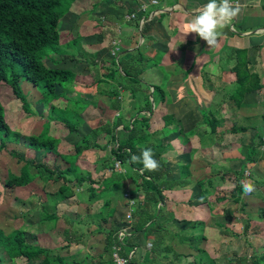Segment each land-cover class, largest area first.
<instances>
[{
	"label": "crops",
	"instance_id": "0c3cea01",
	"mask_svg": "<svg viewBox=\"0 0 264 264\" xmlns=\"http://www.w3.org/2000/svg\"><path fill=\"white\" fill-rule=\"evenodd\" d=\"M150 1L74 0L57 18V43L42 48V61L72 78L54 85L51 102L41 100L45 114L42 121L30 117L31 133L14 132L30 142L22 152L13 150L82 180L72 191L70 181L45 180L29 165L33 178L7 187L11 195L8 215H0L2 232L19 228L26 242L54 254L42 261L3 257L0 264H113L111 254L120 251L114 245L104 251L106 232L126 243L128 264H254L263 251L264 0H230L240 11L218 29L214 47L195 33L186 35L208 0ZM134 51L139 60L125 64L140 65L136 81L124 78L117 64L114 80H106L110 61L126 60ZM236 74L249 88L239 100L233 97ZM121 80L122 85L113 83ZM111 83L117 89L113 106L107 94ZM19 86L24 97L32 90L39 94L26 80ZM65 99L79 103L80 122L71 132L49 116V105L64 108ZM136 115L148 133H156L152 138L160 146L164 173L158 180L163 201L155 205L154 218L132 231L142 193L126 164L115 166L110 152L125 140ZM97 129L101 132L92 134ZM41 133L54 142L36 144L31 136ZM80 139L90 146L76 152ZM2 156L4 176L6 167L19 170L22 161L8 156L2 162ZM241 180L251 181L255 191L243 195ZM126 214L132 218L128 224ZM147 255L152 259L145 261Z\"/></svg>",
	"mask_w": 264,
	"mask_h": 264
},
{
	"label": "trees",
	"instance_id": "16d2710c",
	"mask_svg": "<svg viewBox=\"0 0 264 264\" xmlns=\"http://www.w3.org/2000/svg\"><path fill=\"white\" fill-rule=\"evenodd\" d=\"M74 0H0V82L7 85L10 94L20 102L21 109L30 114L25 97L20 89L19 82L26 80L35 86L41 95L42 101L51 102L56 94L54 93V85L69 84L72 75L63 69H54L44 66L42 61L41 50L44 47H51L57 43L56 37V20L61 17L70 7ZM139 60L138 52L134 51L125 60L114 62L111 60L113 69H110L105 75L106 80H114L116 72V64L119 66L123 77L135 82L137 75L141 71L140 65L136 67L127 66V61ZM238 79V90L234 94L235 99H240V94L248 90V87H243L244 81L236 74ZM115 85H122L121 81H114ZM109 86L107 94L111 96L115 103L116 86ZM67 105L64 108L56 109L52 103L49 105V116L53 120L59 121L69 131L75 130L80 122L79 112L77 106L79 103L75 100L65 99ZM147 103V102H146ZM148 105V103H147ZM0 104V151L5 150L11 157L22 161L18 173H8L2 184L6 187L23 186L27 184L33 175L28 172V166L32 165L36 171L42 174L45 180L56 181H70L75 185L81 182V178L66 177L67 170L61 171L47 168L42 163H33L30 159L24 158L20 153L13 149H7L5 142L9 128L5 123ZM55 113V115H53ZM119 123L118 118L112 121V128ZM147 123L143 121L138 115L132 120L128 129L127 136L124 141L118 143L115 148L111 149V157L113 161L125 163L130 170L128 175L132 182L136 183V187L141 191L142 197L137 203L138 214L133 223L132 231H138L143 228L146 223H150L154 218V207L158 202L163 201V195L159 188V178L164 173L163 166L159 160L160 146L153 140L152 136L155 132L148 133L146 131ZM127 128V126H126ZM101 132V129L92 130V134ZM31 138L38 145H43L47 142L53 143L54 139L45 134H37ZM143 142L142 147L134 145L136 141ZM88 147L90 144L87 139H80L74 144V149L79 152L80 146ZM93 145V144H92ZM151 148L154 153V158L160 163V168L157 171L143 170L141 162H133L131 157L133 155L139 156L141 150ZM75 152V153H76ZM77 154V153H76ZM112 163V162H111ZM112 165V164H111ZM74 180V181H73ZM138 180V182H136ZM66 188V187H65ZM60 187V191H64ZM67 189V188H66ZM65 189V190H66ZM68 191V189H67ZM67 195V194H65ZM46 218H52L53 214H43ZM148 223V224H149ZM108 236V244L104 246V251L110 253L111 246H117V251L120 255L117 256L124 259L125 264H128L126 253L128 246L121 241H118L111 232H106ZM121 250L123 253H121ZM54 252L46 250L30 244L24 240L23 231L19 228L11 230L10 233L4 234L0 229V261L1 258L7 259L23 258L25 261L29 260H43L50 258ZM152 256H146L148 261ZM112 262L113 259L111 258ZM111 262V263H112ZM254 264H264V249L261 254L253 260ZM114 264V262H113Z\"/></svg>",
	"mask_w": 264,
	"mask_h": 264
},
{
	"label": "rangeland",
	"instance_id": "374dc122",
	"mask_svg": "<svg viewBox=\"0 0 264 264\" xmlns=\"http://www.w3.org/2000/svg\"><path fill=\"white\" fill-rule=\"evenodd\" d=\"M32 93L28 94V96L26 95L25 101H26V99H28L27 100L28 104H30L31 108H33L32 110L29 109V111H34V110L36 111L34 113L35 117H33V114H28L27 112L23 111L21 109L19 100H17L16 98H14V96H12L10 94V90L6 84L0 82V104L2 107L1 108L2 117L5 121V123L7 124L9 131H11V132L13 131L11 134H8V136L6 138L7 139V149H15L17 152H19V151L22 152V150L26 148V145L30 142V140H28V137L26 139H22L21 137L19 138L17 135L16 136L14 135V132L16 131L20 135H21V133L22 134L31 133L32 131L30 129H32V128L29 129V127H28L30 121H32L30 119L34 118L35 120L42 121L41 120L42 116H44V114H45L44 113L45 110H43V106L45 109L47 104L44 103L41 106L42 101H41L40 95L37 94L36 92H34V90H32ZM36 99H39V101H37ZM32 101H34V103ZM35 103L37 105H35ZM37 106H39V107L36 109ZM28 108H29V106H28ZM53 115H55V113ZM16 138H18L20 140L19 141V143L21 144L20 146H17L19 143L16 145V143L18 142V141L16 142V140H17ZM5 152L2 153V151H0V155H3L2 156V162H6L7 159H9L7 157L10 156L7 152L6 153ZM28 155H29V153L26 154V157H28ZM12 158L14 159V157H12ZM0 162H1V159H0ZM2 164H1V166H2ZM117 165H118V161L115 162V166H117ZM1 166H0V215L4 217V216H7L8 212H9V208L7 207V203L10 201L11 193L8 191L7 187H2V181L5 179L6 176L3 175L4 174L3 173L4 168L2 170ZM6 169L8 170L9 174L12 173L11 169H9L8 167H6ZM17 173H18V171L14 172L13 174H17ZM66 184L71 185L72 191H74L73 189L75 187L72 186V182H71V184H70V182H67ZM54 185L55 184H53V186H51V187L55 188ZM38 193H39V195H41L40 192H38ZM128 204H130L129 201H128ZM14 220L15 219L13 218L12 219L13 224H14V222H13ZM123 220L128 224L131 222L132 218H126V216L124 215ZM13 227H14V225H6L4 228L8 230V229H11ZM12 264H22V263H21V261H14V263H12Z\"/></svg>",
	"mask_w": 264,
	"mask_h": 264
},
{
	"label": "clouds",
	"instance_id": "9594fccd",
	"mask_svg": "<svg viewBox=\"0 0 264 264\" xmlns=\"http://www.w3.org/2000/svg\"><path fill=\"white\" fill-rule=\"evenodd\" d=\"M240 9L234 7L230 0H208V3L198 11V14L188 24L186 33H195L200 39L206 42L209 47H214L217 44L219 28L230 24L238 15ZM133 162H141L143 170L157 171L160 168V163L154 158V153L151 148L141 150L139 156L131 157ZM243 195L248 196L255 191V186L251 181L241 180Z\"/></svg>",
	"mask_w": 264,
	"mask_h": 264
},
{
	"label": "built area",
	"instance_id": "2783aa9c",
	"mask_svg": "<svg viewBox=\"0 0 264 264\" xmlns=\"http://www.w3.org/2000/svg\"><path fill=\"white\" fill-rule=\"evenodd\" d=\"M158 1H159V0H151L150 3H151V4H155V3H157ZM131 16H133V15L130 14L128 17H131ZM128 17H127V18H128ZM125 216H126V218H129V215L126 214ZM111 257H112V259H113L114 264H125L124 259L118 257L117 254H116L115 252H113V253L111 254Z\"/></svg>",
	"mask_w": 264,
	"mask_h": 264
}]
</instances>
